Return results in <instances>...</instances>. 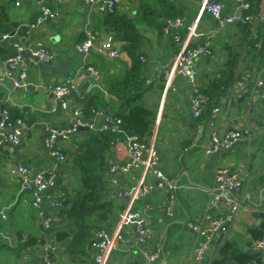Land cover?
Returning a JSON list of instances; mask_svg holds the SVG:
<instances>
[{
  "label": "crops",
  "instance_id": "0c3cea01",
  "mask_svg": "<svg viewBox=\"0 0 264 264\" xmlns=\"http://www.w3.org/2000/svg\"><path fill=\"white\" fill-rule=\"evenodd\" d=\"M148 1L153 9L161 8L157 0ZM176 1L181 9L180 16L185 19L180 43L174 40L173 34L164 35L161 26L150 24L155 23L153 19L156 18V22L163 25L166 18L150 17L149 2L144 5V0H123L115 14L124 20L133 18L136 23L135 33L142 38L141 50L152 59L145 70L148 78L154 76L156 68L169 62L176 51L191 47L198 41L213 43L218 57L207 61L202 58L196 66L198 84L205 88L207 75L225 63L230 45L239 41L238 27L230 24L221 30L219 22L211 15L203 14L199 18L204 0ZM218 1L226 12L233 10V0ZM42 6L59 9V16L37 24ZM8 26L13 28L10 34L26 46L42 43L51 48L56 57L52 62L29 67V89L16 91L17 87L11 81H0L1 106L5 104L13 118H22L27 123L18 146L5 145L0 149V264H41L46 244L59 264H67L66 241L59 242L51 227L46 228V221L59 212L52 205V199L62 191L76 192L79 188L78 179L71 174L70 167L73 157L79 153L84 134L81 130L68 140H60L59 149L68 156L67 160L52 154L47 139L52 128L71 124L74 110H79L86 120L93 118L97 125L104 123L107 115L122 112V99L111 94L109 88L124 76L130 66L128 52L123 50L127 42L121 38L131 36L124 29L118 32L115 23L106 15L93 12L83 0H0V28ZM88 32L94 36L96 46L111 38L120 56L110 58L96 49L88 53L79 52L76 46L88 37ZM2 36L0 75L5 70L4 60L14 53L12 39ZM244 76L246 73L242 74ZM242 77L235 84L238 90L245 84ZM60 84L73 86L67 98L68 109L62 107L54 92ZM176 87L172 92L164 85L157 96L154 95L156 90H150L144 97L158 105L154 134L147 143L159 150L160 170L177 185L178 204L174 214L170 215L164 209L165 192L157 187L158 178L150 169L116 172L112 184L117 192L137 189V198L118 199L123 208H119L118 216L106 227L114 241L110 257L103 264H144L142 251L154 252L157 246L163 248V259L155 264H196L193 254L196 238L187 223L200 219L216 185L218 166L230 167L244 178L243 201L246 205L228 238L237 241L246 251L255 240L253 231L264 233V101L257 100L252 106H248L247 100L246 104H222L216 115L209 111L202 118L195 119L191 108V87L181 78L176 81ZM93 110L101 114L94 115ZM247 127L255 133L250 144L238 141L229 149L207 153L213 131L224 133L231 128ZM113 152L114 161L121 163L127 157L128 147L119 140ZM21 165L27 166L34 174L52 171L57 177L56 184L45 193L40 207L34 204L31 192L20 190L18 168ZM145 187H149V193L141 195ZM126 208L152 216L148 228L153 238L148 244L139 243L133 222L127 225L121 222V213ZM118 233L123 236V242L116 240ZM31 241L36 243L30 244ZM217 251L218 248L213 255ZM90 253V264H97L94 263L96 250L90 249Z\"/></svg>",
  "mask_w": 264,
  "mask_h": 264
},
{
  "label": "built area",
  "instance_id": "2783aa9c",
  "mask_svg": "<svg viewBox=\"0 0 264 264\" xmlns=\"http://www.w3.org/2000/svg\"><path fill=\"white\" fill-rule=\"evenodd\" d=\"M86 2L91 10L95 13H109L116 12L118 5L123 0H83ZM235 6L230 13H223L224 5L218 0H207V13L213 18L219 20L220 29L227 27L230 24L238 22L251 23L253 26L258 25V20L263 18L246 13V10L252 8L251 0H233ZM215 10H221L216 13ZM60 14L59 9H51L48 6H42L38 17V23L45 22L48 18H57ZM185 26V19L183 17L168 18L163 23L164 34H173L174 40L178 43L182 41L181 31ZM180 30V34L177 32ZM256 30H254L255 33ZM213 36V35H212ZM4 39H12L8 33L3 34ZM264 42V41H263ZM262 41H258L257 48H261ZM14 53L11 54L4 61L5 70L0 75V81H11L15 87L27 86L29 67H36L43 62H52L55 60V53L46 45L39 43L35 46H26L20 41L12 40ZM76 49L82 53H88L93 49L100 53L107 55L110 58H118L120 56L119 49L114 45L112 39L102 42L96 46L94 36L88 32V37L81 43L77 44ZM213 49L211 43L195 42L191 47L180 50L173 57L172 61L164 65L166 90L174 89V83L178 76L186 78L192 91V114L194 118H200L207 109L210 97L202 90L198 84L196 66L200 58L207 55H212ZM145 61V59H144ZM248 73L245 79L244 86L237 90L235 94L230 93L224 96L221 104L230 105L236 98L247 96L248 106L257 100H264V67L251 79ZM151 82V79L148 80ZM66 84L57 85L54 89L56 97L61 101L64 109L69 108L68 95L70 88ZM2 102V101H0ZM220 111L219 108L213 109V115ZM94 115H100L101 112L93 110ZM100 117V116H94ZM122 122L121 118L107 115L104 123L97 125V122L92 118L86 120L79 110L72 112V122L68 126L54 127L50 130L47 139V146L53 155L60 159L67 160L68 156L59 149L60 140H68L71 136L79 132L82 128L92 129L97 132L107 131L110 128L117 127ZM27 123L22 118H13L9 108L4 104H0V149L5 145L18 146L24 134ZM254 131L247 127L244 129L231 128L224 133L212 132L211 146L207 153L213 154L222 149H229L235 143L243 142L250 144L254 139ZM128 147L127 157L118 164H113L111 171L116 173L118 171L129 173L132 170L143 168L146 171L151 170L152 174L158 178L157 187L165 192V205H167V212L173 214L176 206L175 193L177 185L168 180L167 177L159 168L160 154L158 149L152 145H146L137 137L128 136L125 141ZM18 175L20 178V190L22 192H31L34 198V204L40 207L44 200L45 193L56 184L57 177L52 171H41L37 174L27 167L21 165L18 168ZM215 187L212 189L211 197L204 206L202 217L196 221L188 222V227L194 233L196 238V245L194 248V260L198 264H205L206 259L214 250V244L221 239H225L236 223L242 207L241 192L244 189V178L237 172L232 171L229 167L218 166L215 173ZM149 187H145L141 191V195L149 193ZM67 192L62 191L58 197L52 199V205L58 211L67 200ZM137 189L134 191H119V198L129 197L136 199ZM245 207V206H244ZM57 215L46 221V228H50ZM121 222L125 225L134 223L135 230L138 234V241L140 244H148L153 236L148 228L150 223V215L144 216L140 211L126 208L121 213ZM111 236V235H110ZM106 228L99 229L94 234V240L91 249L96 250L94 256V263L103 264L109 257L110 247L113 243ZM223 239V241H224ZM116 240L123 242V236L116 234ZM43 262L41 264H59L53 253L50 251L49 245H44ZM254 248L257 251L264 252V238L257 239L254 243ZM142 256L145 259L144 264H155L163 259V248L158 246L156 251L148 252L142 251Z\"/></svg>",
  "mask_w": 264,
  "mask_h": 264
},
{
  "label": "trees",
  "instance_id": "16d2710c",
  "mask_svg": "<svg viewBox=\"0 0 264 264\" xmlns=\"http://www.w3.org/2000/svg\"><path fill=\"white\" fill-rule=\"evenodd\" d=\"M13 1L15 2L16 0ZM162 1L163 0H157V3H159L161 7L160 9H153L154 6L148 1L151 6V9L148 11L150 17L154 15L166 19L181 17V9L176 0ZM251 1L253 5L249 14L257 16L260 14L261 1ZM148 2L144 0V5H147ZM115 13H104V15H106L112 23L117 25L118 32L124 29L127 34L131 36L130 38H121V40L127 42V45L123 46V50L128 52L130 66L124 76L121 79L115 80L109 88L111 94L122 99V112L118 115H113L114 117L121 118L122 122L118 124L117 127L103 132H97L92 129L82 130L84 139L80 142L79 153L73 157L70 167L71 174L78 179L79 188L76 192L66 193L67 200L57 213V219L51 226V232L55 233L58 241H66L67 264H90V249L92 247L95 232L99 229L106 228L108 223L112 221L114 217L118 216L119 208L120 210L123 208V205L120 204L118 200L120 199L118 197L119 192H117L112 184L113 175L115 173L111 171V167L114 163L118 164L114 161L115 154L113 152V147L119 140L125 142L128 136L137 137L149 146L147 142H150V138L154 134L158 105L156 102L150 103L149 98L144 99V97L150 90H156L154 95L157 96L161 90L163 91L164 85L166 89L164 70V65L166 63L160 65V68H156L154 76L148 78L145 70L152 59L141 50L142 38L139 37L138 33H135L137 29L136 23L133 21V18L124 20L120 15ZM153 20L155 23H150L152 26H156L155 24H157V26H161V29H163V25L156 22V18ZM37 24H39L38 19ZM235 25L238 27L237 34L239 35V41L230 45L225 63L218 66L210 75L208 74L207 85L205 88L201 87L202 90L209 95L210 100L206 111L200 118H202L206 112L208 113L211 111L213 114L214 108H220V105H222V98L231 92L232 87L242 77L243 73H246V76L242 77L241 80L245 81L249 73L251 75V77H249L251 81V79L264 67V17L258 20L255 33L251 23H235ZM11 31H13L12 26L3 29L0 28V32H3L1 33L2 35L6 33L10 34ZM177 32L180 34V30ZM10 35L12 36V40L20 41L16 39L14 35ZM258 41L263 42L261 48L256 47ZM212 44L211 47L213 49ZM177 53L178 51L173 53L172 57L169 59V63ZM213 57H218L214 49L212 55L203 56L202 58L207 61L208 59H213ZM202 58H200L198 62ZM179 78L187 82L186 78L183 76H178L176 81ZM149 79H151V82H148ZM161 80L164 84L160 82ZM176 81L174 83V89L171 88L168 89V91H176ZM152 98L154 99L155 97L152 96ZM246 98L247 96L245 95L236 98L232 101V105L235 102H245L246 104V100L248 99ZM259 101L264 100L261 99ZM175 198L177 206V193H175ZM243 198L244 190L241 192L240 197L242 202L240 212L246 205ZM262 208L264 215V202ZM164 209H167L165 200ZM203 210L204 208L202 209V213ZM151 217L150 215V221ZM253 234L255 238L254 241L264 238V233L262 232L258 233L253 231ZM228 236H226L225 239L223 238L224 241L221 239L214 244L215 249L218 248L217 254L213 255L214 249L205 264H264V252L255 250L254 241L250 244L248 250L243 251L239 243L230 240ZM31 243L34 244L36 241H31L30 244Z\"/></svg>",
  "mask_w": 264,
  "mask_h": 264
},
{
  "label": "rangeland",
  "instance_id": "374dc122",
  "mask_svg": "<svg viewBox=\"0 0 264 264\" xmlns=\"http://www.w3.org/2000/svg\"><path fill=\"white\" fill-rule=\"evenodd\" d=\"M206 3H207V0H204L202 5L200 6V10H199V18L201 17V15L203 14H208L207 13V9H206ZM155 9V8H154ZM221 10H215L216 13H220ZM223 13L226 14V13H230V12H226L225 10H223ZM210 15V14H209ZM199 18L197 19V21H199ZM194 117V116H193ZM196 119V118H195ZM72 193V192H71Z\"/></svg>",
  "mask_w": 264,
  "mask_h": 264
},
{
  "label": "bare ground",
  "instance_id": "6f19581e",
  "mask_svg": "<svg viewBox=\"0 0 264 264\" xmlns=\"http://www.w3.org/2000/svg\"><path fill=\"white\" fill-rule=\"evenodd\" d=\"M235 6V5H234ZM118 8V7H117ZM251 10V8L250 9H248V10H246V13H249V11ZM116 11H117V9H116ZM100 14H104V13H100ZM264 14V13H263ZM262 14V15H263ZM260 15H261V11H260ZM261 15V16H262ZM218 22H219V20H217ZM238 23H241L242 24V22H238ZM238 23H236V24H238ZM252 28L254 29V30H257V27L256 26H252ZM222 30V29H221ZM3 37V36H2ZM95 40V39H94ZM6 60V59H5ZM4 60V61H5ZM237 88H236V85L234 84V86L232 87V90H231V92L230 93H233V94H235L236 92H237ZM230 93H228V94H230ZM232 104V103H231ZM230 104V105H231ZM223 105H226V106H230V105H227V104H223ZM220 109V108H219ZM249 128H251V127H249ZM83 129H86V128H82L81 130H83ZM110 129H112V128H110ZM252 129V128H251ZM236 144V143H235ZM254 243H255V241H254Z\"/></svg>",
  "mask_w": 264,
  "mask_h": 264
},
{
  "label": "water",
  "instance_id": "95a60500",
  "mask_svg": "<svg viewBox=\"0 0 264 264\" xmlns=\"http://www.w3.org/2000/svg\"><path fill=\"white\" fill-rule=\"evenodd\" d=\"M261 15L264 13V0H261ZM262 17H264V14L262 15ZM24 89H29L28 88V86H23V87H17L16 88V91H18V90H20V91H24ZM65 163L64 162H62L61 163V166L62 167H64L65 165H64Z\"/></svg>",
  "mask_w": 264,
  "mask_h": 264
}]
</instances>
